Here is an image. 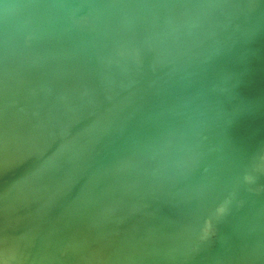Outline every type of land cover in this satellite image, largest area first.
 I'll use <instances>...</instances> for the list:
<instances>
[{"label": "rangeland", "instance_id": "rangeland-1", "mask_svg": "<svg viewBox=\"0 0 264 264\" xmlns=\"http://www.w3.org/2000/svg\"><path fill=\"white\" fill-rule=\"evenodd\" d=\"M10 1L12 0H0V28L3 31L12 30L15 40L10 44L9 50L7 49V54L2 56L0 66L4 65L5 60L12 57L18 62V65L19 63L25 65L19 70V73L26 77L27 74L34 72V69L42 72L53 61L63 66H66L67 63L71 64L69 60H61L60 55L52 48H47L55 42L54 39L48 37L53 30L61 29L70 32L77 26V23L69 28L63 26V21L68 13L66 0H36L38 6L35 10H25L21 13L10 10L11 8L7 6ZM76 1L83 3V10L77 14L78 18L82 17L86 19V22H90L92 15L95 16V18L93 17L91 38L84 47L86 59L91 65L93 64V67L88 73L81 66L73 67L74 71L70 76L78 95L85 102L86 110L77 119L68 118V112L77 113L79 111V108L71 102L72 94L61 83L56 86L47 85L31 78L26 90L29 95L40 99L42 111L40 110L39 114L34 113L26 95L14 96L16 97L14 104L21 107L18 109L17 106H13L21 114L18 125L22 131L17 133V137L21 141L22 136L20 135H25L27 142L24 144L23 140L22 143H17L16 149L19 157L13 156L15 147L11 150V157L15 159L13 167L22 166L28 157L29 159L35 158L33 168L36 171H40L43 167L42 164H45L48 159H52V162H60L63 154L57 147L60 144L65 145L68 135L77 131L80 125L88 130L90 119L100 111H104V107H110L108 111H111L113 104H117L122 95L126 96L132 90L135 91L137 97L140 96L141 86L144 82L161 80L167 71L180 67L182 61L184 63V61L194 58L198 52L195 46L199 43L208 45L215 40L223 39L224 41L226 37L231 36L234 29L229 22H226L228 20L223 22L218 17L216 14L218 9L227 11L230 9V12L234 10L238 14L246 11V6L242 4L238 6L232 0H190L189 8L176 6L174 9L170 3L168 5L166 0H114L112 4H106L104 0ZM150 2L154 5L151 6ZM158 2H162V4ZM85 3L88 5L90 3V5ZM120 5H125L126 8L121 10V15L118 19L116 16V19L124 21L128 28L125 25V28L122 26L123 32L130 37L119 40L117 44H114L116 46L112 43L104 64L100 69H96L97 59L89 57V53L94 50L96 45L95 35L100 30L104 16L112 11L116 12V7ZM94 7L95 11H93ZM155 9L157 11L155 19L148 21L150 10ZM178 11H182L183 14L180 15ZM123 13H127V16ZM87 15H91V17ZM4 17L8 22L1 25V19ZM159 30H164L165 33L170 32L168 34L172 33L171 35L167 34L169 38H171L170 36L175 38L172 37L171 45L169 44L170 40L167 41L166 34ZM159 32L165 34L160 36L163 39L159 38L161 35ZM217 32L218 36L220 35L219 37L222 38L212 41V37ZM159 42H162L161 47H159ZM128 44L132 51L144 54L143 70L141 69L138 79L128 83L125 89L119 91L114 88V90L104 83L102 68H106V62L110 56H113L111 61H116V64L121 61L125 57L123 52ZM165 46H170V48ZM159 48L166 49L165 52L162 49L163 58ZM253 50L257 53L260 52L258 50H261L262 54L259 53V59L256 57L257 53L254 54L260 61L256 62L252 54ZM110 51H112L111 55ZM21 52L24 54L23 56H21ZM27 52L30 54H26ZM160 58L162 59L160 60ZM155 61H161V64L154 67ZM204 63L180 72L161 86L153 83L152 87L160 86L157 89L158 93L156 92L155 96L147 95V98L141 103L138 102L132 112H126V117L132 115L134 122L132 121L133 123L131 122L132 124L129 125L130 119L121 120L115 134L106 135L100 141L96 158L90 165L89 180L80 183L79 191L83 190L92 196L101 184H107L110 187V196L103 205V214L98 219L100 222L97 220L99 225L94 230L88 232H82L79 229L62 230L64 233L62 232L61 236L63 242L61 255H66L61 256L56 264H65L63 260L67 259L70 254H73L74 256L71 257L74 258L68 264H108V260H110L109 264H264V142L254 148L248 159L243 158L237 174L234 176L228 175L223 165L218 161L221 144L231 138L230 136L236 129L243 123L248 127L247 125L254 118L258 120L261 117L258 121H262L263 117L264 120V100L259 108L234 122H222V118L217 116L216 111L212 110L213 108H210L212 103L214 106L218 104L219 99L220 103L217 107L227 105L236 95L241 99L235 100V103L238 104L243 103L246 97H250L248 95L251 94L248 93H252L251 96L258 94L264 97V42L260 43L259 47L253 46L251 50H242L229 59H209ZM244 74L251 77L253 85L256 87L254 92L243 87L242 81L244 80L240 81V77ZM261 78L263 79L261 80ZM6 80L10 83L13 81L9 76H6ZM259 81H262L260 82L262 84H259L262 87L258 86ZM170 82L175 84L168 87ZM205 83L207 93L206 91L205 93L201 92L203 88L197 87ZM218 84L222 85V90L224 87V89L229 87L228 95L221 92V86ZM225 84L228 86L226 87ZM184 85L193 86V90H197L195 91L197 95L184 94L172 101V107L175 105L184 108L186 113L184 118H177L178 120L175 118L166 122L159 120L157 126L151 129L152 131L139 132L141 117L146 116L145 109L156 107L159 104L160 110L167 112L170 116L172 107L171 103L163 96L164 91L172 89L178 91ZM51 90L53 91L51 92ZM116 94L119 97H115ZM183 96L184 98H182ZM226 96V100L229 99L228 102L224 101ZM14 97L9 96L8 98L13 99ZM8 98H3L0 102L6 104L9 101ZM207 102L212 103L208 106ZM102 105L103 107H101ZM207 107L209 110H206ZM60 115L62 116L60 117ZM3 117L4 114L1 112L0 120ZM185 117H188L189 121H186ZM206 117L210 123L203 121ZM79 118L81 122L78 120ZM41 122L42 124H40ZM18 125L16 123V126ZM159 133L170 136L171 146L169 148H158L149 144L150 138ZM31 139L32 141H30ZM49 140L50 147L48 146ZM33 143L34 145H32ZM54 144L56 145L54 146ZM28 145L34 151L31 152ZM25 147L26 150H24ZM45 147L47 149L49 147V149L47 150ZM40 150H45L46 154L44 155V152ZM35 151L40 152L36 153ZM26 155L28 156L26 157ZM128 156L129 160L123 173L129 178V181L125 182L121 181L122 177L116 176V172L111 170L110 164L128 158ZM223 156L228 159L226 154ZM20 163L22 164L20 165ZM51 182L52 187L46 201L67 196L70 185H66L58 178ZM205 186L210 188V192L204 194L202 189ZM41 188L44 189V187ZM55 208L58 207L54 206L53 210L43 212L42 218L31 233L47 231L48 227L44 224L47 221H53V225L58 228L64 226L62 209L55 210ZM18 214L21 215V211H17L16 215ZM128 219L136 220V222L132 220L130 222ZM122 221H124V225H122ZM127 223L129 224L127 225ZM70 243H75L76 246L72 247ZM32 245V238L26 237L22 244L21 255L25 256L20 258V264H25L28 261L29 257L26 255H30L31 252L26 251H31ZM25 257L27 261L23 260ZM156 259L160 261L157 263ZM38 264H50V261L43 259Z\"/></svg>", "mask_w": 264, "mask_h": 264}, {"label": "bare ground", "instance_id": "bare-ground-1", "mask_svg": "<svg viewBox=\"0 0 264 264\" xmlns=\"http://www.w3.org/2000/svg\"><path fill=\"white\" fill-rule=\"evenodd\" d=\"M105 1H106V4H112L114 2V0H104V3H105ZM254 1L256 2L257 0H254ZM37 2L38 1H36V0H12L7 4V6H9V8H11L10 9L11 11L21 13L25 10L26 11L27 10H31V11L35 10L38 6ZM86 2H87V0H86ZM82 4H83L82 2H79L76 0H66V5L68 7V13L66 14L65 19L63 21V26L66 28H69L71 26H75L74 23H77V26H75L76 28L70 32H66V31H63L61 29H55L48 36V37H51L52 39H54L55 42H53L52 46H47V48H50V49L52 48L56 53H58L60 55L61 60H64V59L69 60L71 64L67 63L66 66H63V65H60L59 63H57L56 61H53L50 65H48V67H46L45 70H42V72L34 69V72L27 74V76L24 77V76L20 75L19 70L25 65L24 64L21 65L20 63L18 65V62L16 60H13L12 57L8 58L7 60H5L3 62L4 65L0 66V101L3 98H8L9 96L14 97L16 95L20 96V95L24 94L28 97V100H29V103L31 104V108H32L33 112L36 114H39V112L41 110V104L39 101L40 99L38 97H34V96L29 95L27 92L28 90H26L28 87V81L31 78H34V79L40 81L41 83L47 84V85L56 86L59 83H61L72 94L71 102L79 108V109L77 108L79 110L77 113L76 112H74V113L68 112L67 113L68 118L77 119V117L82 115L81 113L86 110V105H85V102H83V99L78 95V92L75 89V84L71 82L70 76H71L72 72L74 71L73 67L75 68L76 66H81L86 70L87 73L93 67V64L91 65V63L88 62V60L86 59V53H84V51H85L84 47H85V43L88 40H90V38H91V29H92V26L94 24L93 17L95 18L94 15H92V17H91V15L90 16L87 15V16L91 17L92 19L90 20V22L89 21L86 22L85 21L86 19H83L82 17H80V18L77 17V14L83 10ZM85 4H87V3H85ZM85 4H84V6H86ZM89 5H90V3H89ZM92 5L95 6L94 4H92ZM90 7H92V6H90ZM95 7H94L93 11H95ZM125 8H126L125 5H120L119 7H116V9H117L116 12L112 11L108 15H105L103 18L100 30L97 31V33L95 35V44L96 45L94 47V50L89 53L90 58L97 59V63L95 64L96 69L97 68L100 69L106 60V55H108L109 49L111 47L110 46V44H111L110 39L112 36L115 38H116V36H118L119 40H124V39H127L130 37L127 33L123 32L124 31L123 27L125 25L124 21L120 20V19L117 21V19H116V16L118 18L122 13L121 10L125 9ZM179 13H180V15L183 14L182 11H180ZM87 19H90V18L87 17ZM7 22H6L5 17L3 19H1V25H3V23L5 24ZM125 26L127 27V25H125ZM159 31L165 33L164 30L163 31L159 30ZM161 32H159V33H161ZM168 33H170V32L165 33L166 37H168V35L172 34V33L171 34H168ZM17 35H18V33H17ZM162 35L163 34L161 33V35H159V38ZM45 37H47V36H45ZM170 37L171 38L168 37L169 39L167 38V41L170 40V43L165 42L166 41L165 37H164L165 41L164 40H161V41H164L165 43H169L171 45V40L173 41V39H172L173 36H170ZM160 39H163V38H160ZM14 40H15V34L12 30L7 29V30L3 31L0 28V62H1V59L3 58L2 56L7 54L6 51H7V49L9 50V46H10V44H12L14 42ZM22 42H23V39H22ZM161 43L159 42V47H161L160 46ZM176 44H178V43H176ZM164 45H166V44H164ZM174 45L175 44L173 43V46ZM44 47L46 48V45H44ZM165 47L170 48V46H168V47L165 46ZM172 47H171L172 50H173V48L176 49L175 47H173V48ZM162 49H160L159 51L162 52ZM171 49H169V51H171ZM165 50L163 52H165ZM261 50H258V51H260L258 53L253 50L252 54L254 55L257 53L258 56L256 55V57L258 58L260 55L259 53H261ZM40 51L42 52V50H40ZM163 52H162V56H161L162 58H163ZM262 52H263V50H262ZM26 54L29 55L30 52H27ZM167 54H166V56H167ZM23 55L24 54L22 53L21 56H23ZM254 57H255V55H254ZM256 57H255L256 62L260 61V60H258L260 57L258 59ZM162 58H160V60ZM10 59H12V60H10ZM203 64H205V63H202V65ZM221 67H220V69H221ZM6 76H9L11 79H13V81H11V83L7 82ZM262 79L263 78H261V80ZM204 81L206 82L205 79H204ZM260 82H262V81H259L258 86L262 87L261 85H259V84H262ZM81 83H82V81H81ZM202 83H203V81H202ZM171 84H175V83L170 82L168 87ZM197 84H200V83H197ZM263 84H264V82H263ZM143 85H145L146 88H147V86H150L148 81L144 82ZM204 85H206V83L202 84L203 87L201 85L197 86V87H201L200 89L203 88L202 91L198 88L203 93H205V91H206V87ZM78 86H79V84H78ZM218 86H221L220 89H221L222 93L224 92L225 94L228 95L227 92L229 91L228 90L229 87H227L228 86L227 84H225V86L227 87L226 89H224L225 87L223 84V87H224L223 90H222L221 84H218ZM192 87H187L184 85L183 87H181V89L179 88L178 91H174L173 89L172 90H166V91H164L163 96L171 103V107H172V104H173L172 101L174 99H176L177 97H181L184 94L187 95L190 93H192L193 95H197V93L195 92L197 90L194 91ZM52 91L53 90H51V92ZM206 93H207V91H206ZM114 96L119 97V95H117V94ZM230 97L231 96H229V98ZM14 98L13 99L8 98L9 101L6 104L0 102V113L2 112L4 114L3 119L0 120V169H1V172H0V264H20V258L25 256L24 254H23L24 256H21L22 255V244H23V241L28 236H30V238H32L33 245L31 246L32 247L31 251H29V250L26 251V252H31L30 255H26V257L27 256L29 257L28 261L26 260V257L23 258V260L25 259L27 261L25 264H38V262L43 260V259L49 260L50 264H56L58 259L61 258V256L66 255V254L61 255L62 249H63V242L61 241L63 229H79L82 232H88V231L94 230L99 225L100 220H98V219H100V217L102 216L103 205L106 203L107 199L110 196V187L107 184H101L95 190L94 194L92 196H90L87 193L83 192V190L79 191V185H80V183L85 182L86 180H89V177H90L89 170L91 167L90 165L93 162V160L96 158L97 150H98L99 145H100V141L106 135L115 134V132L118 128V123L121 122V120H124V119L129 120L130 119L129 125H131L134 122L132 115H130L129 117H126V115H127L126 112L127 111L132 112V110H134V108L137 107V104L139 101L137 102V96L135 95V91L132 90L126 96L122 95L120 97L121 100H119V102H117V104H113L111 111H108V109L110 107H104V111H100L95 117L93 116L90 119L88 130H86L85 128L82 127V125H80L79 129L77 131L72 132L71 134L68 135L67 142L65 143V145L60 144L58 147L56 146L57 148L61 149L62 154H63V158L61 159L60 162L56 163V162H52V159H48V161L45 164H42L43 167L41 168V170L36 171V169L33 168V166H34L33 163H34L35 158L29 159V157H28L25 160L26 163H24L25 161L23 160L24 164L22 166L18 167L19 166L18 165L17 167L16 166L13 167V165L11 164V168L8 170H5L4 165H3V160L6 157H8V159L11 160V158H12L11 157V150L17 145L18 142L22 143L23 140H24V144H26V142H27V140H25V135H20V136H22L21 141H19V139L17 137V133H19V131H22V130H21L20 126L18 125V121L21 117V114L18 113L16 111V109L17 108L19 109L21 107L19 105L14 104V100H16V97H14ZM182 98H184V96ZM226 98H227V96L225 97L224 101L228 102L229 99L226 100ZM263 100H264V97H263ZM44 101H45V99H44ZM214 102L216 103V101H214ZM207 103L209 104L208 106H210V103H212V102H210V103L207 102ZM219 103H220V99H219L218 104ZM69 104H71V103H69ZM212 104H211L210 108H213L212 110L216 111L217 116L222 118L221 119L222 122H226L225 119L223 120V113H225L228 110L229 102H228V104L226 103L227 105L224 104V105H220L219 107H217L218 104L215 105L216 107ZM14 105L17 106L16 109H14V107H15ZM101 107H103V105ZM149 109H151V107L150 108L147 107L145 109L146 113L149 111ZM206 110H209V108L207 107ZM184 114L186 115V113L184 112V108L181 106L173 105V107L171 108L170 116L174 119L175 118L176 119L177 118L182 119V117L184 118ZM61 116L62 115H60V117ZM219 117H217V118L219 119ZM259 118H261V117H259ZM259 118H258V120H259ZM62 119H64V118H62ZM78 120L80 121V118ZM258 120H257V118L256 119L254 118L250 121V124L247 125L251 129V132L253 133V136H252L253 138H252L251 144L249 146V149L244 156L245 159H248L252 155V152H253L255 147L259 146L260 144H262L264 142V122H263L264 120H263V117H262V121H258ZM42 121H43V119H42ZM16 123L18 126H16ZM23 123H25V122H23ZM37 123H38V121H37ZM25 124L27 125V123H25ZM40 124H42V122ZM49 124L50 123H48V125ZM45 127L47 128L48 126H45ZM27 128H29V127H27ZM51 129H52V127H51ZM42 131H43V129H42ZM68 132H69V130H68ZM47 138H48V136H47ZM50 138H51V136H50ZM32 139H34V138H32ZM32 139L30 141H32ZM36 140H38V139H36ZM40 140H41V138H40ZM148 142L151 146L158 147V148H169L171 146L170 136L163 134V133L156 134L155 136L150 138V140ZM35 143H36V141H35ZM43 143H45V142L43 141ZM36 144H38V143H36ZM32 145H34V143ZM55 145L56 144H54V146ZM22 146H23V144H22ZM28 146H30V145H28ZM48 146L50 147V140H49ZM49 147H48V149H49ZM40 149H41V145H40ZM24 150H26V147ZM30 150H31V152L34 151V150H32L31 146H30ZM37 151H35V152L39 153L40 151H43V150H40L39 152H37ZM54 152H55V150H54ZM36 153H34V154L36 155ZM34 154H32V156H34ZM45 154L46 153L44 152V155ZM28 155H29V153H28ZM28 155H26V157ZM46 156L49 157V155H46ZM52 157L54 158V155ZM108 159H110V158H108ZM128 160H129V156H128V158H125L123 160H117V161H114L110 164L111 170H114V172H116V176L122 177L121 181H125V182L129 181V178L125 175V173H123V169H125V167L128 163ZM21 164L22 163H20V165ZM57 178L60 181L64 182L66 185H70V186H68L69 190L67 192V196H61L58 198H53L50 201H46L47 196L49 195V192H50L51 187H52L51 181H53ZM41 187H44V189ZM202 190H203L204 194L207 192H210V188L206 187V186L203 187ZM54 206H57L58 208L62 209L61 214H62L63 221H65L64 226H62L61 228H58L57 226L53 225L54 224L53 221H47L46 223H44L45 226L48 227L47 231L42 230V231H39V232L34 233V234L31 233L32 230L34 229V227L38 224L39 220L42 218L41 216H42L43 212L44 211H50L51 209L53 210ZM57 209L55 208V210H57ZM17 211H21V215H19V214L16 215ZM229 218H230V216H229ZM97 220L99 222H97ZM131 220L128 219V221H130V222H131ZM124 221H122V225H124L123 224ZM132 221L136 222V220H132ZM125 223H126V221H125ZM137 223H138V221H137ZM44 224H42V226ZM128 224L129 223H127V225ZM136 227H138V226H136ZM41 229H43V228H41ZM130 242H132V241H130ZM70 246L75 247L76 244L70 243ZM87 248H89V247H87ZM217 248H218V246H217ZM68 249H69V247H68ZM117 249H119V248H117ZM71 253H73V252H71ZM67 255H68V253H67ZM72 255L73 254H70V256L69 255L67 256V259H65V260L61 259V260H63L65 262V264L71 263V261H73V258H74V257H71ZM112 255H113V253H112ZM141 255H142V251H141ZM159 257H161V256H159ZM109 258H111V257H109ZM116 259L118 261V258H116ZM152 259H153V257H152ZM202 260L204 262V259H202ZM108 261L110 262V260H108ZM143 261H147V260H143ZM155 261H157V263H158L160 260L158 261V259H156ZM163 261H164V259H163ZM109 262H107V263L109 264ZM161 262H162V259H161ZM22 264H24V263H22ZM73 264H75V263H73ZM140 264H142V263H140Z\"/></svg>", "mask_w": 264, "mask_h": 264}, {"label": "water", "instance_id": "water-1", "mask_svg": "<svg viewBox=\"0 0 264 264\" xmlns=\"http://www.w3.org/2000/svg\"><path fill=\"white\" fill-rule=\"evenodd\" d=\"M166 1L168 5L170 3V6H172L173 9L176 8V6H179L181 8L190 7V0ZM232 2L238 4V6L239 4L246 6V11H244L242 14H238L235 13L234 10L230 12V9L228 11L218 9L216 14H218V17L223 22L228 20L226 22L230 23V26L234 29V33L231 36L226 37L224 41L223 39L216 41L215 39L222 38L219 37L220 35L218 36L217 32L212 37V41L215 40L216 42L214 41L212 42V44L210 43L208 45H205L204 43H199V45L195 46V48L198 49V52L196 53L194 58L186 60L184 61V63L182 61V65L180 67L167 71L166 75L161 80L156 79V81L154 82L150 80V86H147V88L145 87V85H143L141 87L140 96L137 97V102L139 101L141 103L144 99H146L147 95L155 96L157 89L161 85L168 83L172 78H174L177 74L182 71H187L189 69L195 68L209 59H229L233 57L236 53L241 52L242 50H251L253 49V46L259 47L260 43L264 42V0H257L256 2H253L252 0H232ZM158 3L162 4V2ZM150 4L151 6L154 5L151 2ZM124 14L125 16H127V13H123V15ZM156 14V9L153 11L150 10L147 20H154ZM158 14L160 13L158 12ZM158 16L160 17V15ZM114 38L115 37L112 36L110 39V43H113V45L119 42L118 36H116L115 39ZM125 49L126 50H124L123 52L125 57H123L121 61L117 62L116 64V61H111V59L113 60V56H110V59H108V62H106V68H102V78L106 86L113 89L115 87L119 91L125 89L128 83H130L131 81L133 82L135 79L137 80L141 69L143 70L142 60L144 54H139V52L137 53L134 50L132 51V48L129 44L127 47H125ZM156 51L157 49L155 50V52ZM111 52L112 51H110V55ZM160 64L161 61H155L153 66L158 67ZM240 81H242V84L244 85L243 87H246L245 89L253 90V92L255 91L254 88L256 89V87H254L255 85H253L254 83L252 82L250 76L244 74L242 75V77H240ZM153 83H155L154 85L160 86L152 87ZM248 94L252 95V93ZM251 95H248L250 97H246L247 100L245 99V101H243V103L241 104L235 103V100H241L239 96H233V98L229 102L228 110L223 113V118L226 122H234L237 119H241V117L247 116L248 114L260 107L259 105L262 103L263 97L258 94H253V96ZM159 107V104L156 105V107H152L146 113L145 117H141V121L139 123V132L145 133L152 131L151 129L157 126L159 120L166 122L174 119L169 116L167 112L161 111ZM185 120L189 121L188 117H185ZM203 121L210 123L208 117H206ZM252 136L253 133L251 132V129L246 127V124L243 123L230 136L231 138L221 144L219 148L220 157L218 158V161L223 165V168L228 175L234 176L235 174H237L239 166L251 144L253 138ZM224 154L228 156V159L224 158ZM13 156H18L16 146L13 149ZM14 163V158L10 160L8 159V157H6L3 160L4 169H10L11 164Z\"/></svg>", "mask_w": 264, "mask_h": 264}]
</instances>
